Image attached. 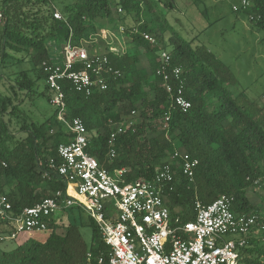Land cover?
Listing matches in <instances>:
<instances>
[{
    "label": "trees",
    "instance_id": "1",
    "mask_svg": "<svg viewBox=\"0 0 264 264\" xmlns=\"http://www.w3.org/2000/svg\"><path fill=\"white\" fill-rule=\"evenodd\" d=\"M54 2L64 19L54 17L48 0L0 1V67L8 62L31 63L30 68L17 70L14 78L0 73V159L7 162L0 166V192L7 194L13 212L66 189V182L49 169L48 162L51 157L60 162L58 146L70 142L71 134L55 113L43 121L30 117L22 107L25 96L33 98L38 81L43 80L42 93L49 99L42 62L57 61L70 36L80 44L97 33L100 20L107 19L116 27L124 26L134 44L133 51L123 53L104 47L110 64L122 75L107 77L109 87H95L89 95L63 83L66 116L82 118L89 131L87 151L111 173L125 168L127 182L152 178L174 148L188 151L199 159L195 183L176 169L174 189L165 196L172 216L189 221L195 216L197 199L210 203L223 193L234 195L236 212L258 213L247 190L254 179L264 177L263 107L230 87L237 83L235 75L205 46H194L173 29L166 35L170 26L166 10L174 8V1L118 0L123 10L117 17L112 15L113 0ZM243 11L264 30V0H250ZM134 27L153 33L158 42L152 44L132 32ZM139 48L149 59L147 66H141ZM159 49L169 50L172 65L182 68L184 94L192 103L187 112L173 105L156 75ZM132 111L136 115L131 116ZM166 115L168 127H164ZM131 118L133 124L116 136V154L111 157V123ZM260 221L264 223V218ZM48 228L44 240L32 236L2 249L0 264H86L88 252L95 263L100 255L109 256L98 225L78 207L50 216ZM84 228L90 229V239L85 238ZM241 254L245 264H264L260 259L264 240L250 235Z\"/></svg>",
    "mask_w": 264,
    "mask_h": 264
},
{
    "label": "built area",
    "instance_id": "2",
    "mask_svg": "<svg viewBox=\"0 0 264 264\" xmlns=\"http://www.w3.org/2000/svg\"><path fill=\"white\" fill-rule=\"evenodd\" d=\"M48 1L54 17L64 19L54 0ZM113 1L114 10L120 14L122 7L116 3L118 0ZM249 5L250 0H242L241 7L233 8L239 10ZM119 30L124 33V26ZM132 32L140 33L152 44L158 42L153 33L139 32L137 27ZM96 36L98 33L80 44H75L70 36L62 45L57 61L42 62L47 74L49 102L58 120L71 134L70 142L58 146L60 162L55 157L48 162L49 169L56 171L66 182V189H59L18 213L13 212L7 194L0 192V221L9 228L0 240H15L23 232L48 230V218L56 211L78 207L96 222L109 246L107 259L100 255L95 263L92 253L88 252L86 264H245L241 253L248 237L255 236L260 230L264 240V223L260 221L264 217L253 212H236L233 209L235 197L227 193L210 203L197 199L195 216L189 221H183L180 215L172 216L166 204L165 196L174 189L176 169L190 183H195L197 157L174 148L168 161L156 169L152 178L127 182L123 178L125 168L111 173L87 151L89 131L82 118L66 116L68 105L63 83L67 82L76 92L89 95L95 87L106 90L109 87L107 77L122 75L120 69L110 64L106 52L93 45L98 42ZM108 44L111 51L123 53ZM156 75L173 105L187 112L192 103L184 94L182 68L172 65L169 50L160 53ZM134 113L132 111V115ZM165 120L164 127H168L169 115ZM132 124L131 118L113 126L108 140L111 157L116 154V136ZM0 166H7V162L0 159ZM252 185L264 187V177L254 179ZM226 236L233 238L226 239Z\"/></svg>",
    "mask_w": 264,
    "mask_h": 264
},
{
    "label": "rangeland",
    "instance_id": "3",
    "mask_svg": "<svg viewBox=\"0 0 264 264\" xmlns=\"http://www.w3.org/2000/svg\"><path fill=\"white\" fill-rule=\"evenodd\" d=\"M173 1L174 8L166 10L170 23L166 35L172 29L176 30L184 39L191 41L194 46H205L213 52L231 69L236 77L237 83L230 85V87L235 89L237 93H243V96L251 99L255 106L263 107L262 114L264 115V30L256 27L242 8L234 10L233 6L241 7L242 0ZM112 15L117 17L115 10L112 11ZM112 24L107 19L99 21L96 47L104 51L105 46H110L109 42L123 52L133 51L134 44L131 37L126 33H121L120 27ZM139 50L141 66H147L149 59L140 48ZM162 51L159 49L157 53ZM30 67L31 63L28 61L8 62L4 64L3 68L0 67V73H5L9 78H14L17 70ZM44 85L43 80L38 81L33 98L25 96L22 105L30 117L39 121H43L55 113L47 95L42 93ZM134 115L136 114L134 113L132 116ZM117 123L112 122V127ZM13 132L18 133V129L13 128ZM247 196L255 204L258 214L264 217V187L252 185L247 190ZM73 211L77 213L76 208ZM60 213L61 211L58 210L55 215ZM8 231V227L0 224V237L6 236ZM59 231L63 232L61 229ZM84 233L86 239L91 238L90 229L84 228ZM48 234V230L23 232L15 240H0V251L16 246L32 236L44 240ZM255 236L262 238L260 230L256 232ZM225 238L233 237L226 236ZM260 259L264 261V254L261 255Z\"/></svg>",
    "mask_w": 264,
    "mask_h": 264
}]
</instances>
